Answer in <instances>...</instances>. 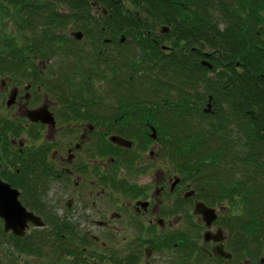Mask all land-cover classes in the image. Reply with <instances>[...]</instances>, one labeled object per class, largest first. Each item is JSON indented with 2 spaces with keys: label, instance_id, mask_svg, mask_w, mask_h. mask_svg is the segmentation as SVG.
Instances as JSON below:
<instances>
[{
  "label": "trees",
  "instance_id": "1",
  "mask_svg": "<svg viewBox=\"0 0 264 264\" xmlns=\"http://www.w3.org/2000/svg\"><path fill=\"white\" fill-rule=\"evenodd\" d=\"M81 1L86 5L87 23L92 21L95 28L87 26L86 44L95 34L102 41H112L109 55L103 51L104 60L97 58L100 78L108 87L121 88L115 96L122 102H152L156 108L148 118L169 121L167 126L155 124L154 128L167 139L170 159L179 169L196 172L193 168H204L200 173L207 176L210 187L219 193L224 188L225 195L240 200L229 211L234 243L243 245L233 254L259 264L264 255V0ZM39 2L0 0V78L15 80L18 86L29 82L65 87L73 101L81 99L87 88L96 87L89 79L92 72L68 68L69 55H79L74 53L82 51L83 42L74 41L66 31L71 23L68 15L58 19ZM93 2L108 14L94 20ZM165 27L169 32L161 33ZM122 37L127 41L121 45ZM158 45L168 49L163 51ZM53 56L63 59L57 74L51 67L50 76L40 78L36 63ZM212 74L217 75L216 82ZM198 87V104L192 108L195 97L190 93ZM208 96L215 97L214 125L210 115L203 113ZM86 99L81 100L85 103ZM251 110L259 112L258 120L249 118ZM205 119H211L208 126H203ZM226 125H234L231 133ZM113 126L123 136L140 135L132 130L134 126ZM15 129L13 120L0 116V138L6 141ZM61 237L36 236L41 242L35 245L39 256L61 251L65 258L72 256L67 264H94L72 238ZM12 241L19 244L20 239ZM3 243L0 222V246Z\"/></svg>",
  "mask_w": 264,
  "mask_h": 264
},
{
  "label": "flooded vegetation",
  "instance_id": "2",
  "mask_svg": "<svg viewBox=\"0 0 264 264\" xmlns=\"http://www.w3.org/2000/svg\"><path fill=\"white\" fill-rule=\"evenodd\" d=\"M47 1L49 3L45 0L39 3L57 14L58 19L68 15L71 22L68 28L76 29L70 36L78 43L83 42L82 51L74 53L79 55H69L68 68L76 72L86 69L88 75L92 72L89 79L96 87L87 88V99L86 95L80 96L86 99L83 103L79 97L73 101L70 90L65 87L15 84L9 93L8 81L0 78L4 89L0 92V116L13 120L16 126L10 139L0 138V181L18 191L23 206L44 223L39 228L30 224L26 235L18 237L5 231V221L0 218L4 235L0 248L4 246L6 256L8 253L9 256L21 255L22 260L25 258L22 256L38 258L35 245L41 242L36 236H62L66 240L72 238L94 264H250L249 260L235 258L233 254L243 249V245L241 241L240 247L239 242L234 243L233 225H230L233 216L229 211L240 200L234 201L225 195L224 188L219 193L210 187L207 176L200 173L204 168H193L196 172L188 167L176 169L175 165L173 168L176 163L170 159L167 139L158 136L154 128L155 124L167 126L169 121L148 118L150 111L156 108L152 102L127 105L120 96H115L121 90L119 86H106L103 77L98 75L97 58H102L112 41H102L95 34L86 44L87 26L95 28L92 21H86L85 3L81 0L80 3ZM92 9L94 20L108 14L97 2L92 3ZM78 32L81 39L74 37ZM126 41L122 37L121 45ZM159 47L163 51L168 49L166 45ZM60 57L39 60L36 63L39 77H49L51 67L56 75L63 60ZM203 62V66L213 69ZM212 75L216 82L217 75ZM129 81L133 84L132 76ZM200 89L190 93L195 97L192 108L198 104L196 97ZM14 95V103L8 105ZM214 100V96H208L203 108L213 125L217 121L212 106ZM42 110L49 117L47 122L30 119V112ZM97 115L100 117L96 118ZM211 119H205L203 126H208ZM113 125L134 126L132 130L140 135L123 136L121 130L113 131ZM228 127L231 133L234 125ZM0 134L3 135L2 131ZM19 135L23 136L17 139ZM115 139L124 140L125 144ZM147 153L150 154L148 159L143 158ZM153 168L163 177L155 184H138V179L143 180ZM173 176L176 179L171 183ZM218 193L220 199L216 198ZM51 199L56 200L52 203ZM200 204L216 211L217 219L211 225L199 212ZM64 209L68 211L66 214ZM130 231L132 236L128 235ZM105 235L116 239L113 246L112 240H105ZM32 236L35 240H31ZM12 238H19V244ZM30 247L36 251H27ZM221 247L230 258L217 254ZM40 257H52L50 264H67L72 259V256L65 258L61 251ZM260 260L264 264V255ZM11 261L7 257V264H14ZM22 263L28 264L22 261L15 264Z\"/></svg>",
  "mask_w": 264,
  "mask_h": 264
},
{
  "label": "water",
  "instance_id": "3",
  "mask_svg": "<svg viewBox=\"0 0 264 264\" xmlns=\"http://www.w3.org/2000/svg\"><path fill=\"white\" fill-rule=\"evenodd\" d=\"M163 33H168V28L162 29ZM76 39H81V33H76L74 35ZM204 65H208L210 68L212 66L204 61ZM14 98L8 102V105H12L14 103ZM249 116L256 120L258 118V112L255 110L248 112ZM29 117L32 121H43L47 122L49 119L48 115L42 111H32L29 113ZM116 142L120 144H125L124 140L115 139ZM130 145L129 143L127 144ZM20 194L18 191L11 189V187L2 181H0V218L5 221V231L12 232L18 237H24L29 229V225L33 224L35 227H43L44 223L42 219L36 216L34 213L29 212L25 206L19 200ZM199 212L204 216L206 222L211 225L213 221L217 219L216 211L206 207L204 204L198 205ZM208 237V236H207ZM217 254L219 256H223L226 258H230V256L223 252V248H218ZM264 263V261H262Z\"/></svg>",
  "mask_w": 264,
  "mask_h": 264
},
{
  "label": "rangeland",
  "instance_id": "4",
  "mask_svg": "<svg viewBox=\"0 0 264 264\" xmlns=\"http://www.w3.org/2000/svg\"><path fill=\"white\" fill-rule=\"evenodd\" d=\"M47 3H49V1H47V0H45ZM57 5L58 4H56L55 2H54V6L55 7H57ZM63 7L65 6L64 5V3H62L61 4ZM61 18V17H60ZM72 29H70V28H67L66 29V31L69 33V34H71L72 33V31L73 30H75L76 31V29H74V27H71ZM61 34V33H60ZM106 53V55L108 56L109 54L107 53V52H105ZM98 55H99V51H98ZM3 79H5V78H3ZM4 81H8V89H7V92H9L10 93V90H12V88L14 87V85L16 84V82H15V80H11V79H6V80H4ZM27 84H29V82H27V83H25V85H27ZM24 85V86H25ZM44 86H46V87H49V86H47L46 84L44 85ZM2 83H0V92H2V91H4V89H2ZM5 104V103H4ZM14 110V109H13ZM14 112V111H13ZM10 115H11V112H10ZM249 116V115H248ZM138 117H140V116H138ZM249 118H250V116H249ZM248 122H249V119L248 118H245ZM234 133H237L236 131H234ZM13 135H10L9 136V138L8 139H10L11 137H12ZM23 135H19V136H16L17 137V139L18 138H20V137H22ZM2 142H4V140L2 141ZM2 144V143H1ZM3 145V144H2ZM7 145H8V143H7ZM150 156V154L149 153H147L146 155H144L143 156V158H145V159H148V157ZM175 165L176 164H174L173 163V168L175 167ZM170 167H172V164H170ZM156 169V168H155ZM154 168L152 169V173L151 174H148V176L146 175V176H144L143 177V180H141L142 178H140V179H138V184H146V183H151V182H153L152 184H155V183H157L159 180H160V178L161 177H163V174L161 173V172H159V171H157V170H155ZM176 169H177V166H176ZM177 172H178V170H177ZM175 179H176V176H173V178H172V180H171V183L173 182V181H175ZM62 196V195H61ZM56 199H51V202L53 203L54 201H55ZM62 202H63V200H62ZM109 210H111V209H109ZM64 214H66L68 211H67V209H64ZM60 214H61V212H59ZM63 214V213H62ZM79 224H81V223H79ZM128 235L129 236H132L131 235V231L128 233ZM105 237V240L106 241H108V240H112L111 238L109 239L108 238V236H104ZM114 239V238H113ZM117 239H118V237H117ZM123 239H124V237H123ZM119 240V239H118ZM116 242V239H114V240H112V243H111V246H113L112 244L113 243H115ZM1 247V246H0ZM3 248V249H2ZM2 248H0V264H7V257H10L11 258V263H18L19 261H22V262H26V263H28V264H50L51 262H52V257H38V258H36V257H34V256H31V257H28V256H22V257H25L24 258V260H22V258L20 257L21 255H19V257H16V256H9V254L7 253V256H6V252H5V250H4V246L2 247ZM47 256V255H46ZM22 264H24V263H22ZM259 264H261V260L259 261Z\"/></svg>",
  "mask_w": 264,
  "mask_h": 264
}]
</instances>
